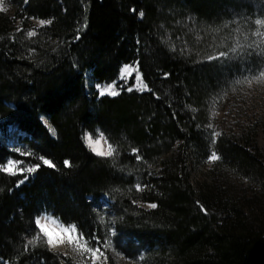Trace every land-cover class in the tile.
Returning <instances> with one entry per match:
<instances>
[{
	"label": "trees",
	"instance_id": "16d2710c",
	"mask_svg": "<svg viewBox=\"0 0 264 264\" xmlns=\"http://www.w3.org/2000/svg\"><path fill=\"white\" fill-rule=\"evenodd\" d=\"M4 1L10 7L0 11V136L11 129L22 135L15 150L0 140V259L73 264L42 243L25 251L24 235L45 211L103 243L93 206L107 196L118 243L136 253L146 247L158 264H264V139L260 145L250 132L221 130L213 147L207 127L210 102L229 91V74L207 59L223 50L221 30L233 28V12L221 10L244 6L237 0ZM159 2L164 7L157 9ZM131 64L149 90L124 87L116 96L92 90L118 83L121 66ZM95 127L114 147L112 157L85 146L84 133ZM212 150L220 159L209 182L192 183L188 156L198 162ZM9 158L40 167L17 185L22 177L3 171Z\"/></svg>",
	"mask_w": 264,
	"mask_h": 264
},
{
	"label": "rangeland",
	"instance_id": "374dc122",
	"mask_svg": "<svg viewBox=\"0 0 264 264\" xmlns=\"http://www.w3.org/2000/svg\"><path fill=\"white\" fill-rule=\"evenodd\" d=\"M237 2L240 4L238 7L243 8L241 11H233V9H229V7H224L221 10V13L224 14L227 10L232 11L234 15L231 16V19L234 24L232 31L231 29L228 31V34H224L225 30H221L223 34H221V40L218 42V46L223 49L222 51H228V49L232 46H235L237 42L240 44H246L250 43L253 39H258L254 36H251L250 34L254 31H256L257 28H260V26L255 25L254 21L257 18H264V0H237ZM8 3V2H7ZM7 3L3 0V7L9 8L10 6H7ZM156 3L155 6L157 9L164 7V5H161ZM224 16V15H223ZM221 20V26L227 25L228 21L226 19H220ZM177 22H181L177 21ZM167 23V22H166ZM164 24V23H163ZM171 25V24H170ZM237 29H239L237 31ZM261 31H264V28H260ZM225 35V36H224ZM248 35L249 39L248 41H245L244 36ZM230 46L228 47L227 45ZM227 48V49H224ZM248 51H251L250 49H241L238 54L233 57L232 53H229V58H220L216 59L218 61V64L220 65L221 69H223V75H228V79H224L225 84L228 82V93L226 95H221L219 100H216L215 107L213 109L212 104L214 100H212L210 103V123L213 124L216 131H243L245 133L250 132L251 136L257 137V142L260 145H263V136H264V84H257L253 83L251 87L248 86L247 83L245 84H238L234 85L233 82L235 79H243L245 76L249 75V71L251 70L252 73H257L258 70L262 67H264V56L257 55L256 53H252V55H248ZM218 53L213 54L217 55ZM125 65H122L119 70V77H118V83L112 82V83H99L97 85H94L92 90H97V93L100 95V92L105 89L108 86H112L113 90L117 91L118 93L122 88H126L127 90L131 88L135 91H145V90H139V85L137 84V81L135 79L137 75V71H133L130 75H126L123 79L121 78V71ZM133 69H138L139 75L142 77L139 68L137 64H131L129 65ZM228 71V72H227ZM129 79H132V85L128 84ZM223 80V79H222ZM143 83L145 84L143 78ZM235 87V91H232V87ZM86 94L88 96L91 95L90 90V82H86ZM112 96L110 94H105ZM215 111L217 114L213 117L211 115L212 111ZM42 122L46 127L49 128L50 132L53 133V130L50 128L48 122L45 118H41ZM211 130V129H210ZM212 131V130H211ZM249 134V133H248ZM8 138H5L4 136H0V140L3 144L6 145L8 150H15V148L19 145V140L16 143V135L10 132ZM91 136L93 140H100L99 148L101 151H106L108 149L109 142L103 135V133L98 128H94L91 132H85L84 133V143L85 146L95 155H97L95 152H93L86 143V137ZM101 137H103L101 139ZM10 139L11 143L9 140ZM9 141V142H8ZM10 143V144H9ZM100 156V155H97ZM104 157V156H100ZM109 158V157H108ZM190 159L188 161V169L190 172V179L192 183H203L209 182L210 176H211V169L213 167L214 162H208V157L204 160L200 161H193L190 156H188ZM9 161L16 162L17 167H30L32 165H29L28 162L21 160V159H14L9 158L7 159L6 164L3 168L7 167V163ZM7 173V172H6ZM20 175L22 178L18 181L17 185H21L20 181H24L23 183L27 182L28 179H30L33 176V173L29 174L27 172L23 174H17ZM25 176H27V179H25ZM240 182V181H238ZM242 187L247 188L248 190V184L246 181L243 182ZM251 188V187H250ZM110 199L107 196H103L102 198H99L96 203L94 204V209L96 211V214L98 216L99 225L101 227V230L103 231L104 238H109L112 242V247L109 248L107 251L102 249V251H105V255L108 257L107 264H158V257L154 254H151L150 252H147V248L144 247L140 250L135 252L134 248L131 246L124 247L123 243H118L116 239V231L115 235H110L109 230L114 229V223H115V214L111 209ZM52 219H55L57 221V224L60 225L61 223L52 216H47ZM42 218V217H41ZM37 219V218H36ZM66 227H70L72 225H65ZM38 234V229L35 226V220L33 229L27 230V234L24 235L25 242L27 239H32L35 235ZM105 240V239H104ZM47 246V245H46ZM48 248V247H47ZM53 252V251H52ZM56 253L63 255V253L67 252V257L70 259L71 263L77 264V261L80 259L75 253L71 252V250L67 246H62L58 248ZM135 253V255H133ZM129 254V255H128ZM143 256L144 259L140 260L139 258ZM101 260H103V257H101ZM0 264H11L9 261L1 260ZM65 264V263H64Z\"/></svg>",
	"mask_w": 264,
	"mask_h": 264
},
{
	"label": "snow or ice",
	"instance_id": "6c2138e0",
	"mask_svg": "<svg viewBox=\"0 0 264 264\" xmlns=\"http://www.w3.org/2000/svg\"><path fill=\"white\" fill-rule=\"evenodd\" d=\"M0 11H5L3 7V0H0ZM141 16H143V13H140ZM41 26L45 24H50V20H39L38 22ZM255 25L260 26V28H264V18H257L254 21ZM224 27H227V25H224ZM260 28H257L256 31L252 32L250 35L254 36L258 39L251 40L250 43L246 44H240L237 42L235 46H232L228 49V51H219L217 55H209L207 59L214 60V59H220V58H229V53L233 54V57H235L236 54L239 53L241 49H250L251 51H248V55H252V53H256L257 55L264 56V31H261ZM220 29H216L215 31H219ZM239 29H237L238 31ZM36 35L35 31H28L27 36L33 37ZM245 41H248L249 36H244ZM133 71H137V75L135 77L137 84L139 85V90H149L147 85L143 83L142 77L138 73V69H133L129 65H125L121 71V78L123 79L126 75H130ZM247 83L249 87L253 83L257 84H264V67L260 68L257 73H252L251 70L249 71V75L245 76L243 79H235L233 84H245ZM129 91L132 89L129 88ZM232 91H235V87L233 86ZM110 94L112 96H116L119 93L115 90H113L112 86H108L105 89H103L100 92V95ZM227 93H223V95H226ZM220 97H216V100H219ZM213 101L212 107L214 109L215 102ZM217 113L213 110L211 112V115L214 117ZM209 129H211V144L214 147L216 143V138L221 136V132L216 131L213 124L209 123L207 125ZM103 137H101L102 139ZM86 143L88 147L95 152L97 155L104 156V157H112L115 149L114 147L109 144L108 149L106 151H101L99 148L100 140H93L91 136H87ZM138 150L133 149V152H137ZM42 160L43 165H46L48 167H55V165L48 159H44L43 157L40 158ZM137 159H141V157L137 156ZM220 159V156L215 152V150H212L210 155L208 156V162H215ZM68 162L65 161V165H67ZM40 167V164H36L34 166L30 167H17L16 162L9 161L7 163V167L3 168V171L11 174H23L25 172L31 174L36 172ZM25 179H27V176H25ZM24 181H20V183H23ZM136 190L141 191V187L139 184L136 185ZM149 207L155 208V204H150ZM35 226L38 229V234L35 235L32 239H27L26 243L24 244V250L27 251L29 246L35 247L38 243H42L47 245L48 249L50 251L55 252L58 248L62 246H67L71 252L75 253L80 259L77 261V264H107L108 257L105 255V251H107L109 248L112 247V242L109 238H105L103 243H101L100 238L97 236H92L90 239H85V236L83 232H79L77 230V227L75 225H72L70 227H66L62 224L58 225L57 221L55 219H52L50 217L44 216L42 218L35 219ZM110 235H115V230L110 229L109 230ZM95 242V247L90 246V242ZM104 249L105 251H102ZM63 255L67 256L68 253L65 252ZM101 257H103V260H101ZM140 260H143L144 257L141 256L139 258ZM61 264H63V261H61Z\"/></svg>",
	"mask_w": 264,
	"mask_h": 264
}]
</instances>
